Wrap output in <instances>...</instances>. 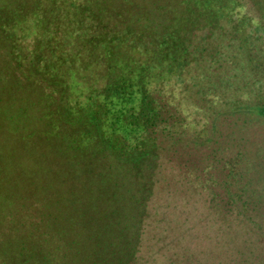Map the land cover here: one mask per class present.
Here are the masks:
<instances>
[{
    "label": "trees",
    "instance_id": "16d2710c",
    "mask_svg": "<svg viewBox=\"0 0 264 264\" xmlns=\"http://www.w3.org/2000/svg\"><path fill=\"white\" fill-rule=\"evenodd\" d=\"M247 1L255 16L241 0H0V264H264V190L239 185L249 139L232 130L264 117L243 35L264 30V0ZM178 192L208 205L193 241L164 243L174 220L144 244L156 207L192 200Z\"/></svg>",
    "mask_w": 264,
    "mask_h": 264
},
{
    "label": "rangeland",
    "instance_id": "374dc122",
    "mask_svg": "<svg viewBox=\"0 0 264 264\" xmlns=\"http://www.w3.org/2000/svg\"><path fill=\"white\" fill-rule=\"evenodd\" d=\"M243 3V9L244 11L252 16L256 15V12L254 9L251 7L250 3L247 0H241ZM243 35L246 36L247 43L249 48V54L251 58L253 59L252 64L248 66L249 68V74L247 75V80L250 82V91L256 95L261 93V88L264 91V30L259 29L254 26H247L245 28V31ZM239 40L235 38V44H237ZM242 42V41H241ZM243 44V42H242ZM247 89H243V94L242 96L246 98L247 96L245 95L248 91ZM230 95L226 96L229 97ZM252 103H255V99L253 100ZM183 104H180V108L183 107ZM203 109L205 108H197L194 105L186 104L185 105V111L184 113L186 116H184V119L186 121H190L191 118H193L195 115H199V117L203 116ZM194 112V113H193ZM251 121H244V124H246V128H243L244 125H240L241 122L238 121L237 125L232 126L233 135L236 138L238 136V142L237 146L235 148H243L241 146L242 144V139H249V142H246L244 145L245 149V156L243 160H240V164L238 168H241L240 174L243 176V180L239 182V185L244 182V177H249L250 182H248L249 187H260L263 188L264 190V117L257 118L250 116L249 118ZM227 121L223 120V126L218 123L219 128H223L224 130L226 129L227 131ZM243 122V121H242ZM193 124L192 122H189V125ZM248 125V126H247ZM251 125V126H250ZM241 126V127H240ZM235 148L230 147L228 148V153L230 152L231 154L233 153V150ZM247 163V164H246ZM237 168V166H236ZM238 171V169H237ZM242 172V173H241ZM161 176L159 177V179ZM241 186V185H240ZM184 187V186H183ZM185 188V187H184ZM158 186L156 187L155 193L156 196L161 198L162 201H167V198L165 197V194L162 192ZM180 196L178 197H191L192 200L187 204V206L184 207H179L177 203L183 204L182 201H177L172 200L171 198H168L169 203L177 204L176 210L174 209L173 212L170 214L164 215L165 209L163 207H156V214L163 219V221L158 220L157 217H155L147 227L151 232L148 233L151 236L147 239H144V244H146L150 239H155L156 236L153 237L154 229L152 228L151 225L154 224H161V222L164 221H170V225L172 222L175 220V223L178 224L179 226L176 225L175 230L173 235L169 234L168 237L165 238V242H168L172 240V237L179 236L180 233H182L181 237L178 238V244L180 246H187L186 243L192 242L190 239V232L193 230H196L198 228V225L203 223V221L207 218V203H205L204 200H202L201 197H194L190 192H183L180 193L178 192ZM185 208V211H188V213L180 212V210H183ZM199 223V224H198ZM166 233V231H164ZM190 239V240H189ZM194 243V242H193ZM153 243L151 244V246ZM193 246V245H192ZM154 248H156V244H154ZM145 248H143L144 251ZM198 249V248H197ZM156 254L154 253V257Z\"/></svg>",
    "mask_w": 264,
    "mask_h": 264
}]
</instances>
